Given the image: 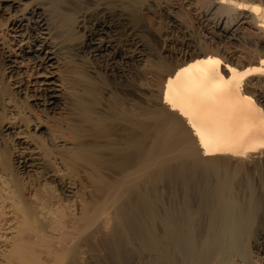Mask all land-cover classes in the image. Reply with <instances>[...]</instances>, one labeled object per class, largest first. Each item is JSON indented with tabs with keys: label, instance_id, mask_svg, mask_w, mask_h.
<instances>
[{
	"label": "bare ground",
	"instance_id": "1",
	"mask_svg": "<svg viewBox=\"0 0 264 264\" xmlns=\"http://www.w3.org/2000/svg\"><path fill=\"white\" fill-rule=\"evenodd\" d=\"M20 1L0 0V12L15 33L36 24L44 40L19 41L12 67L32 59L33 104L67 106L53 127L35 116L2 127L20 150L0 147V264H257L250 246L264 233V180L257 188L239 170L264 162V108L249 90L264 82V55L241 68L197 50L155 83L133 81V93L105 92L82 76L67 86L47 38L73 32L72 12L64 0ZM208 3L238 13L234 25L216 22L221 36L235 39L245 25L264 37V7ZM92 31L95 44L106 24ZM164 65L136 74L157 75Z\"/></svg>",
	"mask_w": 264,
	"mask_h": 264
},
{
	"label": "rangeland",
	"instance_id": "2",
	"mask_svg": "<svg viewBox=\"0 0 264 264\" xmlns=\"http://www.w3.org/2000/svg\"><path fill=\"white\" fill-rule=\"evenodd\" d=\"M24 1L28 0H21L20 2L23 4ZM36 1L42 2V0ZM237 1L264 7V0ZM208 2L209 0H64L61 8L64 11L72 12L75 28L70 34L53 33L47 40L54 46L57 65L64 74V81L67 86H69L70 78L76 76L89 77L97 81L104 89L102 91L105 92H118L121 86L132 92L129 87L133 81L136 82L137 80L146 83L151 79L150 82L155 83L158 81L160 73L173 66L184 55L201 49L218 52L217 54L222 58L226 55L223 59L233 60V63L237 65L240 63L238 66L241 68L246 64H254L249 63V61L257 60L264 55V44L259 40L264 37L245 25L237 26L238 35L235 39L221 36L215 25L219 20L223 22V25L227 23L225 26L234 25L238 20V13L229 12L233 13L235 17L228 12L227 15L231 16H224L226 12L223 14L218 9H211L210 13ZM27 4L23 5L28 7ZM8 16V14L0 12V147L5 143H10L12 149L15 147L18 149L17 141L2 130L5 124L8 122L9 124H16L19 120L23 121L21 123H26L29 117L35 116L43 120L48 126L53 127L60 117L66 115L67 104L64 105L65 102H63L60 107L51 112L44 111L42 107L33 104V96L26 89L28 77H31L26 67L29 66V69L33 60L18 61V65L21 67H12L8 57L17 54L19 41L23 42L24 45L30 43L34 45L40 43L41 38L44 40V35L36 24L31 23H29L30 25L25 23L18 34L15 33L11 29V20ZM224 19L227 22L223 21ZM96 23L106 24V31L103 34L94 35L95 41L93 40V42L95 44H91L88 38L92 35ZM13 33L15 34L12 35ZM95 46L101 48L107 46V49L98 51ZM233 49L238 51L236 55H234ZM120 51L130 54L131 60L128 62L121 60L117 56ZM20 58L18 59L20 60ZM158 62H164L165 65L157 75L152 76V74L145 73L141 79L139 74H136L140 69L154 68ZM141 65L143 66L140 67ZM254 78L258 79V76L248 77L250 81H255ZM259 83L255 86H249V90L256 94L264 108V82L261 80ZM12 141L13 143H11ZM263 149L264 147L261 149L262 151H259L261 154L264 153ZM233 164L230 162L228 166L230 168L236 167ZM245 167L246 169L239 170V176H249L253 180V184L255 183L254 185L259 188L260 181L264 180V162L258 165L257 170L254 167ZM256 171L257 173L259 171L258 175ZM250 247L251 261L264 264V233L257 244L254 246L251 244Z\"/></svg>",
	"mask_w": 264,
	"mask_h": 264
}]
</instances>
